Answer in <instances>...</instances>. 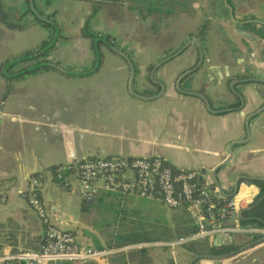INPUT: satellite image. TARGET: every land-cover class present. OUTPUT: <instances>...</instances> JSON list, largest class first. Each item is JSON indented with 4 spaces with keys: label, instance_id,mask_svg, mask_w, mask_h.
Returning a JSON list of instances; mask_svg holds the SVG:
<instances>
[{
    "label": "crops",
    "instance_id": "obj_1",
    "mask_svg": "<svg viewBox=\"0 0 264 264\" xmlns=\"http://www.w3.org/2000/svg\"><path fill=\"white\" fill-rule=\"evenodd\" d=\"M31 1L44 17L52 12L57 26L44 58L72 72L51 65L21 72L36 63L22 65L23 59L7 69L12 56L37 45L46 30L25 11V0H0V255L38 249L43 241V224L27 203L29 175L41 179V199L56 207L57 224L79 244L105 248L104 233L86 213L115 194L101 193L82 207L72 176L61 184L50 169L86 155H160L173 167L198 169L247 203L264 186V0ZM201 24L206 40L197 33ZM85 29L116 37L123 54L104 37L94 42ZM190 37L199 40L202 64L177 86V75L198 59L197 45L155 64ZM130 63L136 93L128 88ZM236 220L231 215L227 222ZM213 237L215 244L237 247L213 254L219 258L200 254L191 264H264V233L245 229ZM125 245L107 247L114 250L96 258L36 264H112L117 252L136 264V247ZM151 250L148 264H187L196 255L176 244L157 251V261Z\"/></svg>",
    "mask_w": 264,
    "mask_h": 264
},
{
    "label": "built area",
    "instance_id": "obj_2",
    "mask_svg": "<svg viewBox=\"0 0 264 264\" xmlns=\"http://www.w3.org/2000/svg\"><path fill=\"white\" fill-rule=\"evenodd\" d=\"M62 170H67L75 180L76 191L82 201H92L101 193H114L122 198L156 200L173 209L183 206L195 230L165 241L167 245L245 229L264 233V227L247 228L238 223V213L247 202L235 194L224 193L198 169L173 167L160 155L95 154L73 162L55 164L52 175L65 181L67 176L62 175ZM28 180L27 203L43 224V241L38 249H22L13 254L0 255V264H21L22 259L35 263L51 259L85 260L114 250L79 244L71 230L53 220L56 207L45 204L41 199V179L29 175ZM231 215H235L237 220L229 224L227 220ZM135 245L140 247L144 243L126 244L125 247Z\"/></svg>",
    "mask_w": 264,
    "mask_h": 264
},
{
    "label": "trees",
    "instance_id": "obj_3",
    "mask_svg": "<svg viewBox=\"0 0 264 264\" xmlns=\"http://www.w3.org/2000/svg\"><path fill=\"white\" fill-rule=\"evenodd\" d=\"M93 10H95V7L93 8ZM25 11L31 12L28 6L27 0H25ZM34 16H35V19L38 20L41 23V25L45 28L46 30L45 37H43L39 41V43L35 45L33 48L21 51L19 54L12 56V58L16 56H24L23 60L21 61H29V60H33L34 62L47 61V59L44 58V56L46 52L52 47V45L49 46L48 48H45V46L52 39V36L54 33L53 13L50 12L49 14H47L45 16V19H39L36 15ZM203 27H205V24H201L199 28L197 29V32L199 34L202 33ZM84 34L92 38H95L93 34L87 31L86 29H85ZM33 53H35L34 56L26 57L27 55L33 54ZM99 57H100V54H99ZM13 65L14 63L9 65L7 69H10V67ZM0 66H3V62L0 63ZM39 67L47 68V67H50V65L43 64ZM21 69H24V67H22ZM8 71H11V70H8ZM20 71L22 72L23 70H20ZM9 88L10 86L7 85L5 91H7ZM53 166L54 165L50 166L51 170ZM66 174H68V171L62 170V175H66ZM52 178L55 181L60 182L62 184L61 179L60 180L56 179L54 176H52ZM253 181H258V180L253 179ZM116 196L119 197L118 195ZM87 205H88L87 201H82V207H87ZM177 209H180L179 211L182 212V215L179 214L178 216L176 215L174 217L175 222H174L173 232L169 226L162 227V229L159 227H158L159 229L156 227L147 228L145 223L141 221L130 222V223H127L126 226L123 225L121 229L114 230V232L112 233V238L108 237V241H106V244H107L106 246L114 247V246L124 245L127 243H133L136 241L162 239V238H168L171 236L177 237V236L185 235V234H188L194 231L195 226L190 222V218H189V215L186 209L183 206L177 207ZM119 210H120L119 217H120L121 222L126 220L127 218L126 216L135 212L134 208L128 210L126 209V207H123V206ZM238 222L242 226L251 224L254 227H264V186L262 184H261V188L259 192L252 198V200L247 204L246 207L242 208L239 211ZM181 245L185 249H187L188 251L194 254H204V253L221 254L225 252H230L235 247H237V245L233 244L232 241H227L226 243H222V244H215L213 243L211 237L204 238V239H193V240L181 243ZM99 247L101 246L99 245ZM131 253H136L138 255L139 259H136L135 261L136 264H148L151 260L149 255L147 254L146 248L144 247H136L135 250L131 251ZM132 256H134V254H132ZM130 259L132 258L130 257ZM111 263L112 264H126L124 254L122 252H117L113 254Z\"/></svg>",
    "mask_w": 264,
    "mask_h": 264
},
{
    "label": "rangeland",
    "instance_id": "obj_4",
    "mask_svg": "<svg viewBox=\"0 0 264 264\" xmlns=\"http://www.w3.org/2000/svg\"><path fill=\"white\" fill-rule=\"evenodd\" d=\"M205 30H204V32H205ZM204 32L202 31V33H204ZM202 33L200 34L201 37L203 39H205V38L207 39V37L205 35H203ZM92 34L94 37H97V36L98 37H104L108 43H110L111 45L118 48L117 42L115 40L116 37L114 38V37H112V35H110L108 33L105 34L102 32H97V33H92ZM185 41H187V40H185ZM185 41H183V43ZM204 44L207 46L206 42H204ZM178 46H180V45H178ZM186 46H192V48H193L194 45L191 42V43L187 44ZM176 48L177 47H174L173 49H169V52H172ZM32 61L33 60L23 61L21 64L22 65H28L29 63H32ZM195 63H196V59H195V62L192 63L188 68L192 67ZM201 64H202V62L199 64V66ZM191 71H193V70H190L187 73H185L183 76H181L179 81H183L185 78H187ZM151 77L154 78V76H151ZM147 78H148V73L145 71V73L143 75V79H147ZM177 78H178V75H177L176 79ZM157 80L159 81V79H157ZM157 89H158L157 87H155L153 90L144 89V92H143V90H142V92L143 93H149L151 91H156ZM112 194H114V193H112ZM106 199L107 200L95 202L92 206V209L89 212L87 211V213H86L87 217H90L92 219V221L94 222V229L96 231L104 233L105 239H104L103 244H105V246H104L105 248H107L106 241H108V237L112 238V233L114 232V230L121 229L123 227V225L126 226L127 223L135 222V221H141V222L145 223L147 228H151V227L158 228L159 227L162 229V227L169 226L173 232L174 222H175L174 217L176 215L178 216L179 214L182 215V212L179 211L180 209L168 208V207L164 206L162 203H160L159 201L150 200V199H146V198H142V197L122 198L120 196L117 197L116 195H110ZM122 206L126 207V209H128V210L134 208V211H135L134 213H131L128 216H126L127 218L123 222H121L120 217H119V215H120L119 209ZM190 222H191V219H190ZM109 233H110V235H109ZM174 238L175 237L171 236L168 238L143 240V241H136V242L144 243V245H142L140 247H144L146 249L152 248L151 251L160 252V251H163L164 249H167V248L173 246V245L164 244V242L170 241ZM109 240H111V239H109ZM136 242H133V243H136ZM127 244H132V243H127ZM158 252H157V258H158L157 261H160L161 256L158 254ZM179 253L180 252L177 251V253H175V255H174V258L178 261L180 258ZM182 257H183V254H182Z\"/></svg>",
    "mask_w": 264,
    "mask_h": 264
},
{
    "label": "water",
    "instance_id": "obj_5",
    "mask_svg": "<svg viewBox=\"0 0 264 264\" xmlns=\"http://www.w3.org/2000/svg\"><path fill=\"white\" fill-rule=\"evenodd\" d=\"M28 6H29L31 12H32L34 15H36L39 19H45V17H44L43 15H41L40 13H38V12L36 11V9H35L34 5L32 4V1H31V0H28ZM56 36H57V26H56L55 23H54V33H53V37H52V39L49 41V43L45 46V48H48L49 46H51V45L53 44V42L55 41ZM98 39H101V38H100V37H95L94 42H97ZM102 40H103V39H102ZM105 41H106V40H105ZM106 42H107V41H106ZM190 42H194V43L197 45V48H198V59H197L196 63H195L192 67H190V68H188V69H185L183 72L180 73V75L178 76V78L176 79V82H175V84H176L177 86H178V82H179L180 77L183 76V75H184L185 73H187L188 71H190L191 69H194V68L198 67L199 64H200L201 61H202L203 55H202L201 47H200V44H199V40H198L197 38L190 37L187 41H185V42H184L182 45H180L177 49L173 50L171 53H169L167 56H165V57H163L162 59H160V60L155 64V65H157V64L161 63L162 61L168 59L169 57L174 56L178 51H180L181 49H183V47H185V46H186L188 43H190ZM107 43H108V42H107ZM94 46H95V48H94V49H95V62H94V67H95V66H97V63H98V59H99V58H98V52H97L96 45H94ZM108 46H109L110 48H112L113 50L117 51L118 53L123 54V52H122L120 49L114 47V46L111 45L110 43H108ZM34 55H35V53H33V54H29V55H27L26 57H32V56H34ZM23 58H24V56H16V57L10 59V60L5 64V66H7V65H9V64H12V63H15V62H17V61H20V60L23 59ZM43 64L51 65V66L56 67L57 69H59V70H61V71H63V72H69V73L72 72L71 70L64 69V68H62V67H60V66H58V65H56V64H54V63H52V62H50V61H40V62H36V63L31 64V65H28L27 67H25L24 69H21V70L24 71V70L34 69V68H36V67H38V66H41V65H43ZM129 65H130V68H129L128 88H129V90H130L132 93H136V92H134V90L132 89L133 65H132L131 63H130ZM260 80H262V79H260ZM230 82H233V80H231ZM196 93H197V94L203 99V101H204V102L206 103V105L209 107L206 97H205L203 94H201V93H198V92H196ZM239 99H240V103H241V102H242V97H241L240 95H239ZM245 127H246V122H245ZM230 146H231V144H230ZM229 150H230V147H229ZM225 161H226V160L222 161L221 163H224ZM221 163H220V164H221ZM215 168H216V167H214V169H215ZM213 179H214V182L216 183V180H215L214 177H213ZM237 181H238V179L236 178L231 193H234V191L236 190V188H237ZM216 184H217V183H216ZM219 188H220V187H219ZM248 226L251 227L250 225H248ZM212 241H213V243H215V242L217 241V237H213V240H212ZM198 257H200V254L193 255L192 257H190V259L188 260L187 264H191V262L194 261V260H195L196 258H198ZM202 257H204V258H209V259H213V258H219L220 255H213V254L205 253V254H202ZM21 261H22V262H21L22 264H36L35 262H29L27 259H22ZM204 263H208V261H207V260H205V261H200V264H204Z\"/></svg>",
    "mask_w": 264,
    "mask_h": 264
}]
</instances>
